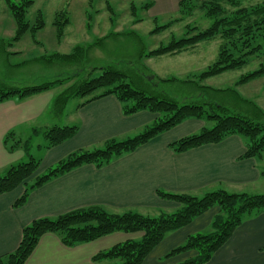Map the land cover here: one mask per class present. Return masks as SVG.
Returning a JSON list of instances; mask_svg holds the SVG:
<instances>
[{
    "label": "trees",
    "instance_id": "trees-1",
    "mask_svg": "<svg viewBox=\"0 0 264 264\" xmlns=\"http://www.w3.org/2000/svg\"><path fill=\"white\" fill-rule=\"evenodd\" d=\"M35 0H6L7 6L16 23V32L9 39L8 44L21 40L28 32L33 39L45 25L44 14L38 11L36 22L30 24L27 12ZM199 4L204 14L213 18L212 24L203 30L197 26H190L185 37L173 38L167 45H161L153 50H141L138 53V62L141 67H127V62H104L91 66V72H99L97 76H88L74 79V76L60 77L41 84L25 87L7 86L0 82V101L17 98L19 100L40 94L46 91L63 87L55 96L52 103V113L61 117L68 103L75 98L83 99L82 105L93 100L114 95L121 102L125 115L137 113L142 110L158 114V118L145 127L140 133L122 140L110 139L104 147L93 150H77L48 168L43 174L37 176L33 183L27 180L38 170L41 159L30 154L31 140L42 133L47 139L44 148H52L72 138L78 131L79 125H53L44 129H34V134L25 141L19 139L14 142V132L5 137V145L9 150L21 146L29 160L11 165L0 175V194L25 185L23 194L14 202L15 207L23 206L31 191L42 186L49 180L68 172L83 164H94L102 167L121 155L132 152L147 143L153 137L171 129L183 121L195 118L213 121L212 127H204L200 132L182 137L170 144L177 153L205 144L219 143L231 135H241L246 138L247 146L243 158L262 157L264 154V109L253 100L242 98L237 87L254 79L264 76V1L252 5H243L242 0H181L179 11L182 14H192ZM151 3L140 8L149 10ZM110 11V21L116 24L113 5L107 1ZM138 6L131 3V14L135 16L133 22L138 23ZM65 11L56 14L54 25L56 27L57 41L61 42L65 35V28L69 18L61 20ZM193 15V14H192ZM91 16V15H90ZM89 20V15H88ZM157 22V19H154ZM178 19L167 24L156 25L150 34L155 35L170 28ZM88 29L91 25L88 21ZM122 34H134L140 37L135 30ZM112 33L96 38L87 48L83 44L74 46L71 52H53L36 58L37 61L53 63H78L82 61L90 45L104 41ZM220 36L224 39L217 59L204 71L190 79H162L151 73L146 76L147 66L142 59L151 58L166 53L181 52L203 40H211ZM37 41V40H35ZM263 59L259 67L242 75L235 83V87L226 89L215 88L203 83L206 79L220 75L229 70H235L247 65L251 56ZM131 63V62H130ZM133 65V63H131ZM81 71V70H80ZM79 71V72H80ZM136 73L137 75L133 74ZM78 73V72H77ZM180 84L178 90L183 94L179 100L178 95L169 92L167 87ZM210 91H232L249 103L254 113H231L229 108L218 101L208 98ZM264 175V170L262 171ZM162 198L176 200L183 204V208L173 213H161L158 216L142 214L129 210L123 213H113L102 206L93 205L74 209L56 218L41 217L33 220L22 230L19 246L13 252L0 257V264H26V261L36 248L40 238L47 232L57 234L66 246H76L94 241L100 237L116 231L142 232L139 240H127L111 248L99 251L92 260L94 263L105 264H142L154 248L162 242L166 234L187 226L205 212L218 208L219 212L211 221L212 231L189 236L186 243L170 251L166 258L179 253L195 250L197 254L189 257L179 264H203L208 262L214 252L222 247L233 235L234 231L249 217L264 211V193H236L227 190L208 192L202 197L187 194H174L162 190L157 191Z\"/></svg>",
    "mask_w": 264,
    "mask_h": 264
},
{
    "label": "crops",
    "instance_id": "crops-1",
    "mask_svg": "<svg viewBox=\"0 0 264 264\" xmlns=\"http://www.w3.org/2000/svg\"><path fill=\"white\" fill-rule=\"evenodd\" d=\"M106 1L130 6L132 1L136 2ZM180 1L143 0L141 4L151 3L148 11L158 21L160 15L179 10ZM116 22L115 31H121ZM86 30L91 32L93 26L91 30L86 27ZM191 49L172 55L187 53ZM190 64L192 62L180 66ZM185 70H178V73H188ZM59 92L60 89L56 88L22 100L12 98L0 101V175L23 159L21 146L9 150L8 146L13 143L11 140L5 145V137L11 131L14 132L15 142L27 132L31 137L35 128L51 127L53 118L62 117L66 124L79 125L72 138L44 149L38 170L27 180L33 183L37 176L74 151L91 150L110 139L122 140L134 136L159 116L148 110L125 115L117 97L108 95L83 105V99H72L64 114L56 117L51 111L53 100ZM54 124L57 125L56 122ZM204 127L202 119L190 118L102 167L80 165L32 190L26 203L20 207H15L14 202L23 194L24 184L0 194V257L16 250L21 242L23 228L33 220L56 218L78 208L98 205L113 213L134 210L156 216L177 207L172 200L160 197L158 190L187 192L198 197L220 189L236 193H264V154L262 157H241L247 146L246 138L241 135H231L219 143L205 144L182 153L168 147L170 142L197 133ZM216 211L213 208L170 234L143 264L183 262L190 254L164 256L189 234L206 231ZM142 234L116 231L70 247L63 244L57 234L47 232L40 238L26 264H101L92 260L96 253L117 243L139 240ZM203 264H264V211L244 220L228 242Z\"/></svg>",
    "mask_w": 264,
    "mask_h": 264
},
{
    "label": "rangeland",
    "instance_id": "rangeland-1",
    "mask_svg": "<svg viewBox=\"0 0 264 264\" xmlns=\"http://www.w3.org/2000/svg\"><path fill=\"white\" fill-rule=\"evenodd\" d=\"M13 1L19 2L20 0ZM142 1L143 0H136L135 2V4L139 8L137 16L139 19H141L138 24L133 22L135 16L131 14V6L129 4L117 5L116 3H112L116 10L114 15L115 20L117 18L116 21H118V26L121 30H118V32L115 31V27L117 25H111V14L107 8V3H105L107 2L106 0L105 2H103L102 0H35L32 7L28 9L27 20L30 24H34L36 22L37 13L40 10L44 14V19L46 22L45 28L37 32L36 39H33L31 33L28 32L21 38V40L12 42V44L9 45V39L13 37L16 32V23L7 6L6 0H0V82L6 84L7 86L25 87L34 84H41L60 77H67L71 75L74 76L75 74L77 75L76 77H74V79H80L86 74H88V76H97L100 73H92L90 68L92 65H98L99 63L104 62L114 63L117 61H124L128 63L126 65L127 67H141V69L144 70L141 66V63L138 62L139 51L143 49L153 50L161 45H167L173 38L179 39L185 37L189 30V25L197 26L200 30H203L208 28L213 22V18L206 16L204 14V9L200 8L199 4L194 7L195 10L192 12L193 15L182 14L179 10H174L167 15H160L158 21L156 22L150 11L140 8L142 6ZM242 1L243 5L249 6L257 2H262L264 0ZM60 11H65L66 17L69 18V24L65 28V35L62 41L58 42L54 20L56 14ZM65 15L63 14L61 16V20L65 18ZM173 19H178V21L174 22L172 27L155 35L150 34L152 29H154L156 25L167 24ZM86 20H88L91 25L90 30L93 26V30L91 32L86 30V27L87 29L89 28L88 21L87 24L85 23ZM133 30H135L140 37L134 34H122L123 32L129 33ZM112 31H114V33H117V35H111L102 42L90 45L91 47L86 50V53L84 54L81 62L72 64L61 62L49 64L36 60V58L39 56L57 51L61 53H69L77 44H83L87 48V45L89 43H93L96 38H102L112 33ZM223 41L224 39L222 37L217 36L211 40L200 41L196 45L183 50L186 51L192 48L191 50H189V52L182 53L177 56H174L172 54H178L183 51L177 53H166L163 55L151 57V59L143 58L142 64H145L148 68L145 69L146 76L150 78V74L148 73L149 70L151 73L162 79H190L206 70L217 59ZM191 51L192 54L190 53ZM262 61L263 59L261 57L255 55L251 56L249 63L242 68L229 70L220 75L210 77L203 81V83L215 88L222 89L235 87V83L242 75L257 69ZM130 62L133 63V65ZM191 62L192 65L190 64L187 66H180L186 63L189 64ZM178 70H185L188 73H178ZM133 74L137 75L134 72ZM62 88L63 87H58L57 90L60 89L61 91ZM167 89L169 92L178 95L179 100L182 99L184 93L181 94L178 91L181 89L180 84L170 83ZM237 90L242 98L253 100L257 102L261 108L264 109V76L238 86ZM240 96L236 95L232 91H210L209 93H207L208 98H212L218 101L220 104L227 106L231 113H254V109L249 106V103L247 101L239 98ZM51 114L53 115L52 111ZM64 117L66 118V115ZM53 119V125H55V122L57 125H69L62 121V117ZM262 120L264 121V118ZM203 121L205 123V127L208 128L212 127L214 124L213 121H208L206 119ZM188 135L190 134L184 135L182 137ZM27 136L28 132L24 135H21V140L25 141L29 137ZM151 140H149L148 142H150ZM172 142L168 144V147L170 149L172 148L170 147V144ZM46 143L47 139L42 133L34 136L31 140L30 154H32L35 158L40 159L44 152V145H46ZM104 145L97 148H102L104 147ZM21 153L23 155V159L20 162L28 161L29 157L27 156L25 151L21 150ZM169 193L187 194L198 197V195L196 196L192 193L187 192ZM172 201L176 203L177 207L173 208V211L165 210L161 213H173L183 208V204H181L180 202L176 200ZM215 209L217 211L214 214L213 219L219 212L218 208ZM176 231L167 233L166 237L162 241H164L170 234ZM210 231H212L211 226L206 231L200 233H209ZM196 234L198 233L189 234V236ZM188 237L179 245L172 248L170 251L180 247L181 245H184ZM170 251H168V253ZM185 254H190L189 257H192L195 256L197 252L195 250H191L189 252L179 253L178 255ZM166 255L164 256L165 258ZM185 258L184 260H186ZM145 260L143 261V263L145 262Z\"/></svg>",
    "mask_w": 264,
    "mask_h": 264
}]
</instances>
